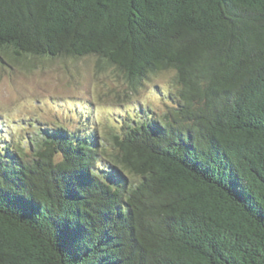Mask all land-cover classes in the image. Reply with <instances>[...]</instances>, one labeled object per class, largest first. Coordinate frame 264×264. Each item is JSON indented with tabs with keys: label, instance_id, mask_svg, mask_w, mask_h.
Returning a JSON list of instances; mask_svg holds the SVG:
<instances>
[{
	"label": "trees",
	"instance_id": "1",
	"mask_svg": "<svg viewBox=\"0 0 264 264\" xmlns=\"http://www.w3.org/2000/svg\"><path fill=\"white\" fill-rule=\"evenodd\" d=\"M87 55L170 103L0 145V264H264V0H0V63Z\"/></svg>",
	"mask_w": 264,
	"mask_h": 264
},
{
	"label": "rangeland",
	"instance_id": "2",
	"mask_svg": "<svg viewBox=\"0 0 264 264\" xmlns=\"http://www.w3.org/2000/svg\"><path fill=\"white\" fill-rule=\"evenodd\" d=\"M169 87L166 74H152L133 89L94 55L0 63V145L46 126L72 128L80 116L89 118L96 136L117 132V119L137 118L141 107L142 117L162 115Z\"/></svg>",
	"mask_w": 264,
	"mask_h": 264
}]
</instances>
